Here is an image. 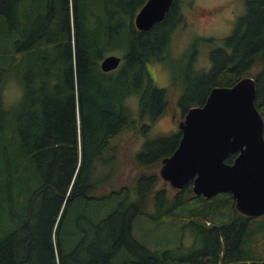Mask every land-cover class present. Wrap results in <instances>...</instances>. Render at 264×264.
<instances>
[{
  "label": "trees",
  "instance_id": "obj_1",
  "mask_svg": "<svg viewBox=\"0 0 264 264\" xmlns=\"http://www.w3.org/2000/svg\"><path fill=\"white\" fill-rule=\"evenodd\" d=\"M37 1L0 0V196L6 195L3 202L16 222L0 233V264H115L121 256L125 264H201L204 256L209 257L204 264H264V256L252 247L264 231V220L252 229L254 218L238 213L231 193L190 197L193 181L177 193L166 214L186 206L174 218H191L185 226L213 241L203 242L202 252L188 256L190 260L169 249L152 250L133 234L135 219L144 214L147 193L142 191L151 190L157 174L137 178V200L129 201L123 188L98 193L107 182L100 174L106 157L112 158L107 155L112 139L136 121L156 120L167 106V88L155 83L148 64L170 55L173 33L187 24L177 0L166 18L148 31L134 23L146 0H116L111 18L97 15L95 1L60 0V15L59 0ZM246 5L232 32L210 52L211 66L202 71L200 81L204 95L194 96L198 87L192 90L189 75L184 77L178 99L183 116L204 104L215 86H231L251 76L256 80L255 104L264 117V0H246ZM114 37L120 41L117 50L109 48ZM122 50L121 66L104 72L102 59ZM188 63L191 67L192 61ZM21 75L26 77L23 84ZM14 79L23 95L13 108L5 102L4 88ZM134 95L140 98L138 116L126 102ZM181 134L179 130L147 140L136 161L144 167L160 163L178 147ZM192 198L203 204L191 205ZM155 199L163 202L165 193L158 192ZM92 203L93 214L88 213ZM75 209V225L69 226ZM225 209L229 222L217 224V229L198 221L206 222L212 214L226 216ZM91 230L94 238L88 242ZM76 231L82 235L79 243ZM83 244L90 248L89 260L77 258Z\"/></svg>",
  "mask_w": 264,
  "mask_h": 264
},
{
  "label": "rangeland",
  "instance_id": "obj_2",
  "mask_svg": "<svg viewBox=\"0 0 264 264\" xmlns=\"http://www.w3.org/2000/svg\"><path fill=\"white\" fill-rule=\"evenodd\" d=\"M88 1L89 3L95 1L97 15L101 18H111V12L116 7V0ZM39 4L40 0L37 1V5ZM103 8L109 10L108 15ZM246 8V0H177V10L182 13L187 24H180L173 33L169 46L170 55L162 62L152 61L148 64V69L155 83L159 87L167 88V106L156 120L145 118L143 121H136L135 124L120 131L109 144L110 149L107 151V155L112 158L106 157L104 169L100 174V177L106 179L107 182L104 185L105 188L98 193L109 195L113 190L119 191L123 188V192L128 193L129 201L137 200L139 198V193L136 191L137 178L142 174L146 176H156L157 174L151 190L146 188L142 191L143 193H147L148 196L144 200L146 203L143 206L144 214L138 216L133 223L134 236L152 250L159 249L162 252L169 249L177 257L190 260L188 256L193 257L196 253L202 252L203 242L210 245L213 244L212 240L207 239V241H204V238L198 231L195 233L191 228L185 226L187 220L191 218L185 220L174 218L175 212L182 211L186 206L177 205L179 208L174 209L175 212L166 214L167 210L174 206L175 197L179 190L173 188L160 175L158 169L159 162L150 163L149 166L144 167L136 161V157L141 152L147 140L159 136H167L180 130L179 124L184 120V116L178 104V99L182 92V86L185 85L183 83L184 77L189 75L193 85L192 90L198 87L197 92H192L194 96L201 97L204 95L205 88H203V84L200 81L202 79V71L208 70L211 66L210 52L216 49L217 46L222 45V40L232 32L236 20L246 12ZM57 9V14L60 15V0L57 2ZM122 16L127 19L126 15ZM117 38L114 37L111 39L109 43L111 50H117L116 48L120 42ZM209 38H214L213 42L206 41ZM90 39L88 37V42H90ZM5 44V48L8 49L10 47L9 37L5 38ZM110 54L123 57L124 51H114L108 55ZM190 60L192 61L191 67H189L188 63ZM13 73L16 75L15 70ZM35 79H38V75L35 76ZM19 80H22L23 84L26 81V77L21 75ZM64 81L65 78L63 79ZM199 86L201 87L200 90ZM6 89L7 91H5ZM22 95L23 87L17 82V79L11 80L4 88L5 102L13 108L22 98ZM139 101L140 98L136 95L126 101L137 116L139 113ZM158 192L165 193L163 202L156 200L157 198L155 199ZM13 194L15 195L16 193ZM5 196H0V233L7 231L16 223L12 220L10 209L6 202H3ZM190 197H195V194L192 193ZM192 199L190 204L193 206L203 204V202H196L194 198ZM158 202L162 203L161 207L158 206ZM95 208V204H90L88 213L93 214ZM77 212L75 209L70 213L69 226L71 224L75 225ZM223 214L226 216L212 214L210 216L212 218L207 219L206 222L202 219L198 221L202 226L206 225V227L217 229V224L229 222V211L225 209ZM260 220H264V215L254 218L251 222L252 229L256 228V223ZM68 231L69 227H66L65 235H68ZM88 234L89 242L90 239L93 240L94 232L91 230ZM74 235H76V241L78 243L81 242L82 235L80 232L76 231ZM78 238L80 240H77ZM252 245L258 255L263 257L264 231L256 235ZM81 246L78 250L79 254L77 258H80V260H89L90 248L85 244ZM179 246H182V248L178 249ZM74 247L75 245H72L71 249ZM82 250H86L84 257L82 256ZM208 258L204 256L199 262L204 264ZM210 261L208 260L209 263H211ZM175 263L170 262L169 264ZM185 263L195 264L198 261L191 260ZM115 264H125V256H121V259L115 261Z\"/></svg>",
  "mask_w": 264,
  "mask_h": 264
},
{
  "label": "water",
  "instance_id": "obj_3",
  "mask_svg": "<svg viewBox=\"0 0 264 264\" xmlns=\"http://www.w3.org/2000/svg\"><path fill=\"white\" fill-rule=\"evenodd\" d=\"M174 3L146 0L134 18L137 29L148 31L162 22ZM121 64V56L110 54L101 68L110 72ZM256 93L255 78L246 76L231 86H215L204 104L191 107L179 124L178 148L161 161L164 180L175 189L193 180L196 196L231 193L240 213L264 214V119ZM235 153V161L227 163Z\"/></svg>",
  "mask_w": 264,
  "mask_h": 264
},
{
  "label": "flooded vegetation",
  "instance_id": "obj_4",
  "mask_svg": "<svg viewBox=\"0 0 264 264\" xmlns=\"http://www.w3.org/2000/svg\"><path fill=\"white\" fill-rule=\"evenodd\" d=\"M195 106H198V105H195ZM257 107V106H256ZM259 110V109H258ZM261 113V112H260ZM187 114V113H186ZM186 114L184 115V118H185V116H186ZM262 115V114H261ZM263 117V116H262ZM263 119H264V117H263ZM181 137H182V134H181ZM181 140V139H180ZM180 143V142H179ZM178 146H179V144H178ZM178 148V147H177ZM176 148V149H177ZM175 149V150H176ZM236 154V156H235V158L233 159V161L232 162H227V163H233L234 161H235V159H236V157H237V153H235ZM232 155V154H231ZM230 156V155H229ZM228 156V157H229ZM167 157V156H166ZM227 157V158H228ZM163 159V158H162ZM162 159H161V161H162ZM227 160V159H226ZM161 161H160V163L158 164V169L160 168V166H161ZM190 181H193V180H190ZM170 184V183H169ZM177 190H179L178 192H180L181 190H183V189H177ZM192 191H193V185H192ZM194 193V192H193ZM219 194H223V193H219ZM218 195V194H217ZM234 198V197H233ZM235 200V199H234ZM235 209H236V207H235ZM237 210V209H236ZM238 213H240L239 211H238ZM242 214V213H241ZM243 215H245V214H243ZM262 215H264V214H262ZM246 217H248L249 219H252V218H256V217H259V216H261V215H259V216H248V215H245ZM252 221H253V219H252ZM251 221V222H252Z\"/></svg>",
  "mask_w": 264,
  "mask_h": 264
},
{
  "label": "clouds",
  "instance_id": "obj_5",
  "mask_svg": "<svg viewBox=\"0 0 264 264\" xmlns=\"http://www.w3.org/2000/svg\"><path fill=\"white\" fill-rule=\"evenodd\" d=\"M5 91H7V89Z\"/></svg>",
  "mask_w": 264,
  "mask_h": 264
}]
</instances>
